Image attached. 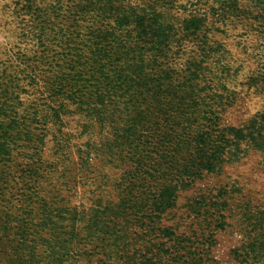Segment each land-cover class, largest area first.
I'll use <instances>...</instances> for the list:
<instances>
[{
  "label": "rangeland",
  "instance_id": "rangeland-1",
  "mask_svg": "<svg viewBox=\"0 0 264 264\" xmlns=\"http://www.w3.org/2000/svg\"><path fill=\"white\" fill-rule=\"evenodd\" d=\"M180 112L229 141L174 191ZM263 115L264 0H0V264H264Z\"/></svg>",
  "mask_w": 264,
  "mask_h": 264
},
{
  "label": "trees",
  "instance_id": "trees-1",
  "mask_svg": "<svg viewBox=\"0 0 264 264\" xmlns=\"http://www.w3.org/2000/svg\"><path fill=\"white\" fill-rule=\"evenodd\" d=\"M124 4L123 2H120V5ZM125 9V7H124ZM123 9V11H124ZM111 11L115 10L114 8H110ZM136 13V11H134ZM123 20L122 23L118 24V28L114 29L112 31V34H117L119 32L120 27L123 26ZM126 23H128V19H125ZM151 21V19H149ZM149 31H145V19H138L137 20V29L143 30L142 32L138 33V36L140 39L145 40L149 39L150 42L155 43L156 40H159V37L157 35L158 30L154 28L152 25L148 26ZM124 32V31H123ZM138 32V31H136ZM128 34V33H127ZM114 53V48L112 49ZM113 53L110 55V57L113 55ZM143 58V55H141ZM110 89L106 94H99V96L96 98L95 101L100 102V106H93L92 102L89 100V97L86 94L81 95H73L70 96V100L76 101L77 104H79V108H81L83 105H87L86 112L89 116H91V113L98 114L99 116H106L107 113L110 112L108 109L109 106L113 105L115 94L112 90H116V86L114 84V81H110L109 83ZM64 106V104L62 105ZM198 117V115L189 113V112H180L178 116V120L182 121L183 124H186V127L181 131H176L175 137L176 139L183 140L184 138H188L185 144H192V142L195 139H201L205 143V148H200L198 152L201 153L202 156L196 157L195 153L196 150H193L189 156L190 159L188 161V165L190 166L189 174L186 177L176 175L174 177L169 178L170 189L172 188L174 191L177 190V188L180 186V184H183L186 182L187 184H191L197 176L200 174V172H206L211 173L215 167L218 165L219 157L222 156L221 153L216 151L215 142L219 143H228L229 137L228 134L225 133L223 130L222 133L219 134L212 133V131L207 132L204 126L200 123H192V117ZM262 122L264 123V115ZM231 132H235L236 129L232 128L230 129ZM206 135V136H204ZM149 158L143 157L138 166V176L143 180L145 185L149 187L148 181H153V189L157 188L155 191V197L153 199H149L147 197L142 198V201L144 205H148L149 209H156V210H162L167 207H170L173 203V199H175V194L172 192L169 193V196H163L161 189V179H162V168L161 165L157 167L156 164H150L146 162ZM141 163H145L144 165ZM152 170V171H151ZM151 171V172H150ZM148 183V184H147ZM157 184V185H154ZM168 186V185H167ZM150 190V189H149ZM147 194V193H146Z\"/></svg>",
  "mask_w": 264,
  "mask_h": 264
}]
</instances>
